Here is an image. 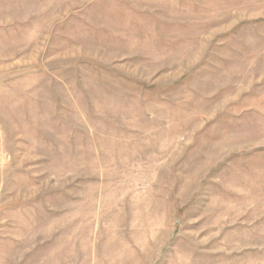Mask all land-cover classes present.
I'll return each instance as SVG.
<instances>
[{
  "label": "rangeland",
  "instance_id": "1",
  "mask_svg": "<svg viewBox=\"0 0 264 264\" xmlns=\"http://www.w3.org/2000/svg\"><path fill=\"white\" fill-rule=\"evenodd\" d=\"M0 264H264V0H0Z\"/></svg>",
  "mask_w": 264,
  "mask_h": 264
}]
</instances>
